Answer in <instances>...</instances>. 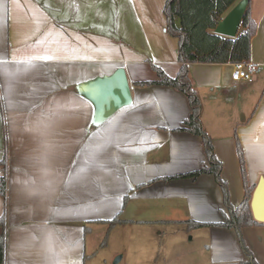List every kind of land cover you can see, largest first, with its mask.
<instances>
[{
    "label": "crops",
    "instance_id": "0c3cea01",
    "mask_svg": "<svg viewBox=\"0 0 264 264\" xmlns=\"http://www.w3.org/2000/svg\"><path fill=\"white\" fill-rule=\"evenodd\" d=\"M250 1L253 81H234V64L189 65L235 209L246 194L239 145L253 193L264 179V0ZM166 2L0 0V264H95L93 234L115 219L127 228L229 216L214 176L168 180L207 164L203 139L176 131L191 115L187 96L136 85L157 80L150 63L170 77L180 72ZM120 67L133 104L94 127L93 106L77 87ZM259 223L241 234L264 264ZM196 230L209 232V264L247 261L234 230Z\"/></svg>",
    "mask_w": 264,
    "mask_h": 264
},
{
    "label": "trees",
    "instance_id": "16d2710c",
    "mask_svg": "<svg viewBox=\"0 0 264 264\" xmlns=\"http://www.w3.org/2000/svg\"><path fill=\"white\" fill-rule=\"evenodd\" d=\"M237 2L238 0H167L164 8L167 20V32L179 41L178 60L182 65L180 72L175 78L170 77L159 66L150 63L151 69L157 74V80L138 82L136 85L141 87H171L187 96L191 106V115L183 123V127L176 131L190 132L203 139L207 155V164H203L197 171L169 178L168 180H197L203 175L214 176L222 189L224 205L229 212V216L225 215V221L222 223L213 224L194 221H187L186 223L191 230L213 226L234 230L247 256V261L244 264H256L241 234L244 227L261 225V223L255 220L252 213L251 201L254 186H250L248 182L246 163L241 152V147L239 145V156L246 194L243 203L235 209L231 204L229 186L221 177L222 163L217 160L213 142L203 129L201 122L202 104L196 91L193 89L189 75L190 64L250 63L251 42L257 31V26L251 13V1L242 20V31L235 38H229L215 33L219 22ZM120 223L122 221L115 219L110 222V226L114 227ZM0 227L5 228L4 218L0 219ZM5 242L6 236L3 233L0 236V263H3L5 258Z\"/></svg>",
    "mask_w": 264,
    "mask_h": 264
},
{
    "label": "rangeland",
    "instance_id": "374dc122",
    "mask_svg": "<svg viewBox=\"0 0 264 264\" xmlns=\"http://www.w3.org/2000/svg\"><path fill=\"white\" fill-rule=\"evenodd\" d=\"M242 31V27L240 28ZM239 31V32H240ZM184 216H187L186 213ZM189 218V217H185ZM182 222V223H181ZM187 221L169 226L140 225L133 227L104 226L103 233L93 234L97 242L95 264H209V232L191 231ZM99 229V227H97ZM185 230L182 235L179 231ZM183 233V232H182ZM121 257L119 263L116 259Z\"/></svg>",
    "mask_w": 264,
    "mask_h": 264
},
{
    "label": "water",
    "instance_id": "95a60500",
    "mask_svg": "<svg viewBox=\"0 0 264 264\" xmlns=\"http://www.w3.org/2000/svg\"><path fill=\"white\" fill-rule=\"evenodd\" d=\"M250 0H240L219 22L215 33L235 38L241 28L242 20ZM78 93L93 106L92 124L100 127L117 112L133 104L130 81L125 68L120 67L110 75L99 76L77 87ZM255 220L264 222V179H260L251 202ZM118 257L115 263H119Z\"/></svg>",
    "mask_w": 264,
    "mask_h": 264
},
{
    "label": "built area",
    "instance_id": "2783aa9c",
    "mask_svg": "<svg viewBox=\"0 0 264 264\" xmlns=\"http://www.w3.org/2000/svg\"><path fill=\"white\" fill-rule=\"evenodd\" d=\"M235 65V71L233 74V80L236 82L240 81H253V74L255 73V70L249 66L248 64L238 63Z\"/></svg>",
    "mask_w": 264,
    "mask_h": 264
}]
</instances>
